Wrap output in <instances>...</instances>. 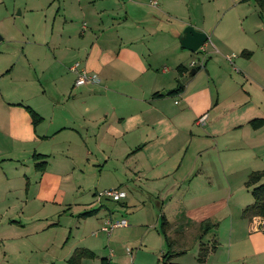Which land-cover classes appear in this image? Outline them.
<instances>
[{"label": "crops", "instance_id": "crops-1", "mask_svg": "<svg viewBox=\"0 0 264 264\" xmlns=\"http://www.w3.org/2000/svg\"><path fill=\"white\" fill-rule=\"evenodd\" d=\"M66 4L64 24L79 31L61 52L23 53L19 68L0 66V213L8 195L29 211L97 209L81 223L92 227L96 218L98 230H75L73 243L54 257L59 264L76 248L94 255L80 264H161L167 244L160 215L174 262L264 264V217L241 215L252 202L244 182L264 169V123L251 125L264 120V12L255 0ZM188 26L207 36L204 51L181 46ZM76 61L99 83L74 85L69 67ZM104 189L126 196L110 206L98 196ZM138 196L158 207L156 219L145 200L132 208L130 217H146L148 230H126L123 240L101 230ZM206 219L217 225L199 240ZM200 243L208 248L201 262ZM9 249L0 239V264H8Z\"/></svg>", "mask_w": 264, "mask_h": 264}, {"label": "rangeland", "instance_id": "rangeland-1", "mask_svg": "<svg viewBox=\"0 0 264 264\" xmlns=\"http://www.w3.org/2000/svg\"><path fill=\"white\" fill-rule=\"evenodd\" d=\"M250 1L254 3V0ZM66 2L67 0H0V66L11 67L13 65L14 70L19 68L18 62L23 53L30 56L32 53L39 54L53 50L56 53L61 52L68 35L76 34L77 36L79 31L78 25L73 24L69 27L66 25L68 22L64 24ZM3 58H8L9 64H5ZM41 61H45V59L41 58ZM68 61V58L64 60L63 67ZM26 76L28 77V75ZM13 77L19 79L21 75L14 71ZM23 89L29 91L30 85L25 84ZM144 200L145 205L153 206L152 211L155 219L158 217L157 204L154 202L149 204L148 198L138 196L134 200L137 204L128 203V207L124 209L125 213L118 211L113 214L111 222L125 217L123 219L126 220L127 226L112 229L109 237L123 240L126 230H148L150 223L147 222L146 217L139 213L130 217L132 208L137 210L142 208L141 201ZM3 201L0 213V239L12 248L7 254L8 264H59L54 260V257L63 255L68 244L73 243V237L74 239L77 237L75 230H98L96 218H93L94 225L92 227L89 223L84 229L81 223L83 217L78 212L81 209L71 208L70 210L69 208L54 213L51 212L48 205L45 208H41L40 205L39 211L37 208H32L29 211L15 201L11 195L5 196ZM105 202L110 206H116L112 201L106 200ZM7 206H10L11 209L5 212L4 207ZM21 206L22 213L20 212ZM142 221H145L144 223L148 226L133 227L135 222L137 224ZM159 223L158 220V227ZM114 234H116L115 237H113ZM100 236L104 237L103 244H105L106 235L101 233ZM64 243L66 245L62 248Z\"/></svg>", "mask_w": 264, "mask_h": 264}, {"label": "trees", "instance_id": "trees-1", "mask_svg": "<svg viewBox=\"0 0 264 264\" xmlns=\"http://www.w3.org/2000/svg\"><path fill=\"white\" fill-rule=\"evenodd\" d=\"M256 4L258 5L261 12H264V0H255ZM178 90V89H177ZM174 90V91H177ZM27 112L29 113L32 123L36 124L40 121V116L36 114L32 109L29 107H25ZM264 123V120H253L251 122V125L253 127H256L258 125H261ZM39 155L36 154L35 157H38ZM44 165V162L37 163L35 167L41 168ZM244 185L247 189H249V192L252 197V202L248 205H246L241 212V215L243 217H252V216H261L264 217V169L260 171H253L248 176L246 181L244 182ZM97 209H90L83 212H80L79 215H81L83 218L88 217L91 215H94L96 213ZM159 227L158 232L163 236V239L165 240L167 244V250L161 255L160 263L161 264H181L174 262L172 259L174 255H176L172 249H171V241L169 240V237L167 236V230L169 227V223L167 222L166 218L163 215L159 216ZM217 223L213 220L206 219L199 223L198 225V235L197 238L201 240V238L207 234L210 230L215 228ZM212 247V246H211ZM214 247H212L213 249ZM208 252V248L204 246L202 243H200L199 251L197 254V261L201 262L205 259ZM93 253L90 250H87L85 248H76L72 252L71 256L68 258L67 263L68 264H80L81 259L83 258H93ZM99 264H115L110 262L106 258H101Z\"/></svg>", "mask_w": 264, "mask_h": 264}, {"label": "built area", "instance_id": "built-area-1", "mask_svg": "<svg viewBox=\"0 0 264 264\" xmlns=\"http://www.w3.org/2000/svg\"><path fill=\"white\" fill-rule=\"evenodd\" d=\"M152 3L155 4V2ZM203 45L199 48L202 51H204ZM228 60H230V58H228ZM194 64H195L194 62H191V66H194ZM69 70L75 74L74 85L76 86L99 83L98 76L95 74H90L86 70L81 68L78 61L72 63L69 67ZM205 118H206V114H203L199 116L197 122L204 123ZM98 196L105 197L111 201H119L126 196V193L125 191L118 189H104L98 193ZM126 226H127V222L125 219H120L118 221H113V222L108 220L101 227V230L105 232H109L114 228L126 227Z\"/></svg>", "mask_w": 264, "mask_h": 264}, {"label": "water", "instance_id": "water-1", "mask_svg": "<svg viewBox=\"0 0 264 264\" xmlns=\"http://www.w3.org/2000/svg\"><path fill=\"white\" fill-rule=\"evenodd\" d=\"M184 34L185 36L181 40V46L189 51L198 50L207 41V36L203 32L195 31L190 26L184 28ZM194 72L195 69H191L187 74V77L191 76ZM184 80L185 78L180 80V86Z\"/></svg>", "mask_w": 264, "mask_h": 264}]
</instances>
